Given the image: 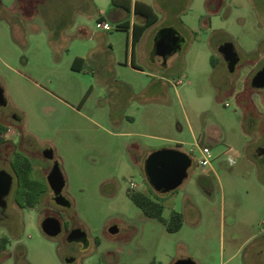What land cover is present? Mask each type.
<instances>
[{"label":"rangeland","instance_id":"obj_1","mask_svg":"<svg viewBox=\"0 0 264 264\" xmlns=\"http://www.w3.org/2000/svg\"><path fill=\"white\" fill-rule=\"evenodd\" d=\"M146 1L159 16L158 29L174 24L182 32L183 50L164 71L169 83L161 97L146 108L132 101L114 112L106 78L114 72L125 79L135 75L136 83L143 78L125 62L126 32H118L117 19L109 17L111 0H0V83L9 111L20 118H7L15 126L6 135L16 141L21 130L32 138V176L47 189L35 206L22 207L14 201V183L0 220V237H9L0 264H172L184 256L198 264H264V154L257 151L264 147V87L250 84L264 64V0ZM100 15L111 20L106 32L115 33L120 63L105 58L75 70L76 53L94 46V36L58 45L52 36L74 20L102 30L95 24ZM225 40L239 54L233 70L217 51ZM179 76L181 83L170 82ZM88 89L91 95L77 110ZM126 108L136 118L124 120L122 128L141 133L112 132L111 114ZM198 144L209 145L210 165L197 162ZM171 145L187 151L191 164L176 188L159 191L149 183L143 160L149 148ZM45 146L57 157L45 156ZM12 148L0 144V166L11 172ZM55 159L69 205L56 203L47 188ZM131 181L133 189H149L163 202L164 217L172 208L181 211L180 228L168 231L144 214L127 193ZM57 211L67 225L86 231L87 245L43 231L42 219ZM70 255L74 262L65 260Z\"/></svg>","mask_w":264,"mask_h":264},{"label":"crops","instance_id":"obj_2","mask_svg":"<svg viewBox=\"0 0 264 264\" xmlns=\"http://www.w3.org/2000/svg\"><path fill=\"white\" fill-rule=\"evenodd\" d=\"M142 1L150 4L153 7L150 2L146 0ZM165 1L166 0H163V2ZM133 2L134 0H131V5H133ZM94 5H96V0H94ZM108 14L109 17L117 19L119 27L118 32L119 30L126 32V37L122 49H124V57L125 62H127V66L131 71L137 73L136 75H139L141 78H143L142 83H136L134 77L135 75L132 79H125L124 77H118L116 72H114V75L106 78V80L108 81L106 83V86L113 97L114 112L117 108H120L124 105L128 104V106H131L132 101H135L137 108H146L148 102L161 97L164 84L166 85L167 83H169L168 76L164 74V71L173 67L175 59L178 57V55L181 54L183 50L182 32L174 24H170L168 25V27H163V29H158L159 16L157 14V19L144 28L137 40H133V24H140L145 22L146 16L142 13H135L132 8L129 11H126L123 7L112 4ZM126 15H129V17H124ZM97 19L107 20L111 23V20L105 15H100L97 17ZM100 29L102 30H97L94 32V30H92L90 26L84 21L74 20V22L69 25V27L63 28L62 34L59 33L57 37L52 36V38H54V44L58 45L61 44L60 41L62 42V39L72 40L75 38L81 39L86 37H88L89 39H93L94 36V38L96 39V43L94 44V46L86 50L85 53H76L74 57V63H76V67H73L75 70H84V65L87 64H100L99 60H105V58L111 60L112 63H120L121 59L118 55L119 47L116 42H113L115 33L111 32L107 35L106 30H109L110 28ZM164 30H171L172 35L177 34L181 39L178 44H171L172 46L170 45L168 47V50L164 54H162L156 46V40L159 34ZM94 34L97 35L95 36ZM98 34L105 35V37L98 38ZM143 64L146 65L148 69L144 68ZM86 70L90 71V69L88 68H86ZM118 81H120V83L115 84L116 82L118 83ZM121 85H123L125 89H123ZM90 90L91 89L86 90V95L83 99H81L79 106L76 108L77 110H82V107L84 106L88 97L91 95ZM125 93H127L130 98L128 101L124 100ZM135 118L136 116L133 113L127 111V108L121 110V113H119V115H116L115 113L111 114L110 121L113 123L114 127L112 129V132L118 135L141 133L140 131L124 130L122 128L124 120L128 121L129 123H133L135 121ZM91 119L93 118L91 117ZM153 149L155 148L152 147L148 150ZM258 149H262V151L258 152L259 156L264 154V147L261 146Z\"/></svg>","mask_w":264,"mask_h":264},{"label":"water","instance_id":"obj_3","mask_svg":"<svg viewBox=\"0 0 264 264\" xmlns=\"http://www.w3.org/2000/svg\"><path fill=\"white\" fill-rule=\"evenodd\" d=\"M171 31V30H170ZM166 34L160 33L156 46L159 51L164 54L171 45L168 40L176 44L178 39L177 34L166 31ZM170 36H169V35ZM171 45V46H172ZM217 51L225 60L229 70H233L235 63L239 59V54L232 40H225L217 45ZM250 84L254 87H264V64L261 65L251 76ZM4 87L0 83V95L4 96ZM46 155L50 158L54 157V151L51 149ZM191 164V156L189 153L181 148L173 146H162L151 150L144 160V170L149 183L152 187L159 191H167L176 188L187 175V169ZM47 178L51 188L53 189L56 199L59 202L70 204V201L64 196L63 188L66 184L65 175L61 168L60 162L55 159ZM13 174L5 168H0V213L8 204V196L12 190ZM43 231L49 236L57 235L62 228L61 219L54 215H48L43 218ZM111 231H115L116 227H110ZM87 233L81 227L73 228L68 234V240L76 238H85ZM72 258H69L70 261ZM172 264H198L190 256L177 258Z\"/></svg>","mask_w":264,"mask_h":264},{"label":"trees","instance_id":"obj_4","mask_svg":"<svg viewBox=\"0 0 264 264\" xmlns=\"http://www.w3.org/2000/svg\"><path fill=\"white\" fill-rule=\"evenodd\" d=\"M111 4L119 5L126 11H129L132 8L135 13H142L146 16L145 22L133 24V40H137L144 28L157 19V13L153 7L142 0H134L133 5H131V0H111ZM216 60L217 57L211 55L210 61L213 65H215ZM73 66L76 67V63H73ZM6 127L7 126L0 120V142L6 139L3 135ZM11 165L17 173V183L14 188L15 194L13 197L14 201L22 207L35 206L36 203L39 202L40 197H43L46 188L32 176L33 163L31 157L22 151L15 150L12 155ZM127 193L132 201L140 207L144 214L160 220L168 231H175L182 225V212L172 208L168 217H164L162 215L164 204L160 199L156 198V196L152 194L151 190H136L128 188ZM8 241L9 237L7 235L1 236L0 249L5 248ZM148 264L161 263L160 261L152 259L148 262Z\"/></svg>","mask_w":264,"mask_h":264},{"label":"flooded vegetation","instance_id":"obj_5","mask_svg":"<svg viewBox=\"0 0 264 264\" xmlns=\"http://www.w3.org/2000/svg\"><path fill=\"white\" fill-rule=\"evenodd\" d=\"M167 30H164L163 32H162V34H166L167 32H166ZM169 32L170 33H172L170 30H169ZM178 39H181L180 37H178ZM169 42H170V44H173V41H171V40H168ZM179 43V41L176 43V44H178ZM13 116V117H15V118H17L18 120L20 119L19 117H17L16 116V114L15 113H11L10 111H9V109H8V98H7V95H6V93H5V90H4V96H1L0 95V120L7 126L6 127V129L4 130V132H3V135L5 136V140L4 141H2V142H0V144H4V143H11L12 144V146H13V148H12V151H11V156L14 154V152H15V150H19V151H22L23 153H25V154H27L28 156H30L31 158L35 155V152H34V145H32L33 144V140H32V138L29 136V135H26L25 133H23L21 130L20 131H18L17 130V132H18V138H17V140L16 141H13V140H10V139H12V138H10V137H8L7 135H6V132L9 130V129H11L13 126H15L14 124H10L9 122H7L6 120H7V118L9 117V116ZM16 126L18 127V129H19V126H18V124H16ZM51 149L54 151V149L52 148V147H50V146H45L44 148H43V154L45 155V156H47L46 155V153H49L50 151H51ZM257 151L259 152V151H262V149H257ZM48 157V156H47ZM56 157V155H55V152H54V157L53 158H55ZM2 157L0 156V160H2L1 159ZM9 161V163H10V166L12 167V174H13V185H12V190H13V187L15 186L14 185V183L16 184L17 183V173H16V171H15V169L13 168V166L11 165V160H8ZM0 168H5V167H2V166H0ZM50 168H51V166H50ZM50 168L47 170L48 172H49V170H50ZM6 169V168H5ZM8 170V169H7ZM9 171V170H8ZM48 172H47V174H48ZM49 187H51V186H48L47 188H49ZM11 190V191H12ZM46 191H47V189H46ZM45 191V192H46ZM45 194V193H44ZM52 197H53V199L55 200V202L56 203H58L59 205H69V204H66V203H63V202H59V201H57V199H56V196H55V193H54V191H53V194H52ZM7 207V206H6ZM6 207L5 208H3L2 210H1V213H0V220L7 214L6 213ZM48 215H54V216H57V217H59L60 219H61V222H62V228H61V231L57 234V235H55V236H52V237H58V236H60L61 234H65V238H66V240H68V234L70 233V231L73 229V228H77L78 226H69V225H67L66 224V221L62 218V216L58 213V211H57V214H55V213H50V214H48ZM48 215H46V216H48ZM45 216V217H46ZM43 220V219H42ZM115 227H116V230L115 231H117V226L116 225H114ZM111 231V230H110ZM115 231H112V232H115ZM74 241L75 240H77V241H81V242H83L84 244H88L89 243V239H88V236L87 237H85V238H76V239H73ZM73 240H70V241H73ZM94 243L95 244H97L98 243V241L97 240H95L94 239ZM69 258H72L70 261H72V262H74L75 260H76V256H74L73 257V255H70V256H65V260L66 261H68V259ZM69 262V261H68Z\"/></svg>","mask_w":264,"mask_h":264},{"label":"built area","instance_id":"obj_6","mask_svg":"<svg viewBox=\"0 0 264 264\" xmlns=\"http://www.w3.org/2000/svg\"><path fill=\"white\" fill-rule=\"evenodd\" d=\"M96 26L97 27H100V28H104V29H109L111 28V24L110 22H108L107 20H103V19H97L96 22H95ZM183 81V78L182 77H178L176 79V81H171L170 82L172 84H178V83H181ZM197 149H198V152H199V155H198V158H197V162L200 164V165H210V160H211V156H212V152H211V149L209 147V145L207 144H198L197 145ZM229 156V161L232 162L234 161V158L232 157V155L228 152ZM136 184L134 182H130V187H134Z\"/></svg>","mask_w":264,"mask_h":264}]
</instances>
